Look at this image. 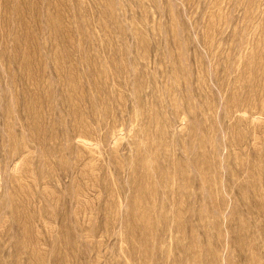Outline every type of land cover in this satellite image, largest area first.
<instances>
[{"label":"rangeland","instance_id":"rangeland-1","mask_svg":"<svg viewBox=\"0 0 264 264\" xmlns=\"http://www.w3.org/2000/svg\"><path fill=\"white\" fill-rule=\"evenodd\" d=\"M0 264H264V0H0Z\"/></svg>","mask_w":264,"mask_h":264}]
</instances>
